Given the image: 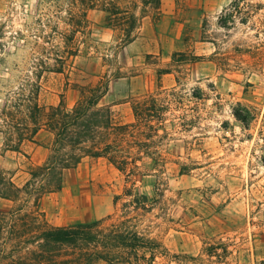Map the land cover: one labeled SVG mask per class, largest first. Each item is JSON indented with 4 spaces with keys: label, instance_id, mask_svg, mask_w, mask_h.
<instances>
[{
    "label": "rangeland",
    "instance_id": "374dc122",
    "mask_svg": "<svg viewBox=\"0 0 264 264\" xmlns=\"http://www.w3.org/2000/svg\"><path fill=\"white\" fill-rule=\"evenodd\" d=\"M57 1L70 0H0L7 51H0V107L6 91L31 75L29 35L54 17ZM110 3L124 12L113 21L101 10ZM140 10L146 18L134 25ZM88 20L80 54L62 73L42 77L41 103L71 108L84 87L107 84L102 103L131 123L129 101L156 94L166 106L159 131L166 136L154 157L165 163H151L147 175L128 182L106 160L86 158L66 172L61 192L42 197L43 218L52 226L104 218L133 179L151 206L141 230L170 251L155 264H264V0H162L161 12L141 0H97ZM133 30L138 39L127 46ZM18 34L29 42L13 40ZM180 52L185 56L174 55ZM48 144L43 136L5 153L0 137V168L23 184L29 169L45 162ZM11 205L0 199V208ZM208 244L227 247L226 259L210 260Z\"/></svg>",
    "mask_w": 264,
    "mask_h": 264
},
{
    "label": "trees",
    "instance_id": "16d2710c",
    "mask_svg": "<svg viewBox=\"0 0 264 264\" xmlns=\"http://www.w3.org/2000/svg\"><path fill=\"white\" fill-rule=\"evenodd\" d=\"M141 2L157 11L161 4V0ZM55 3L54 17H47L41 23L43 28L29 35L33 43L27 62L31 75L21 77L6 91L0 107V137L5 153H20L25 142H36L43 136L49 139L45 162L31 167L23 184L14 181L13 172L0 168V199L12 204L11 208H0V264H155L158 258L169 257L170 251L163 241L141 230L142 218L151 206L148 197L133 187V179V186H126L115 197L114 213L93 222L52 226L39 211L42 197L61 192L66 172L76 169L86 158L106 160L128 182L129 178L147 175L151 163L153 167L165 163L154 157V147L166 136L159 133L166 106L158 102L156 94L129 101L134 116L131 123L118 120L114 104L102 103L108 94L107 84L84 87L87 94L83 93L71 108L63 103L51 107L41 103L42 77L45 73H62L80 54L79 35H85L88 13L97 7V0H70L66 6ZM101 10L108 21L124 14L116 3L103 5ZM145 14L140 10V15L133 16V24L140 23ZM4 36L0 29V40ZM136 37L134 30L129 32L126 44ZM12 38L29 42L23 34ZM0 51L7 53L3 41ZM174 55L184 57L185 53ZM200 60L192 58V62ZM203 253L210 260H225L229 251L220 244H208Z\"/></svg>",
    "mask_w": 264,
    "mask_h": 264
},
{
    "label": "crops",
    "instance_id": "0c3cea01",
    "mask_svg": "<svg viewBox=\"0 0 264 264\" xmlns=\"http://www.w3.org/2000/svg\"><path fill=\"white\" fill-rule=\"evenodd\" d=\"M161 3H162V0H161ZM158 11L161 12V4H160V8H159ZM145 18H146V16H145L143 19H145ZM137 39H138V36L136 37V39H135L132 43L128 44L127 46L133 44ZM167 76H169V74H163V75H162V81H163V82H164V80H165V77H167Z\"/></svg>",
    "mask_w": 264,
    "mask_h": 264
}]
</instances>
